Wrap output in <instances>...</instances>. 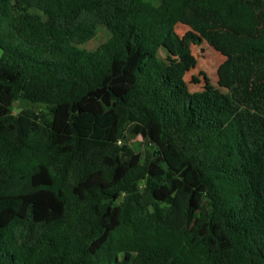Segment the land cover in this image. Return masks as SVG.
I'll return each instance as SVG.
<instances>
[{"label": "trees", "instance_id": "trees-1", "mask_svg": "<svg viewBox=\"0 0 264 264\" xmlns=\"http://www.w3.org/2000/svg\"><path fill=\"white\" fill-rule=\"evenodd\" d=\"M177 24L228 91L169 72ZM0 264H264V0H0Z\"/></svg>", "mask_w": 264, "mask_h": 264}, {"label": "rangeland", "instance_id": "rangeland-1", "mask_svg": "<svg viewBox=\"0 0 264 264\" xmlns=\"http://www.w3.org/2000/svg\"><path fill=\"white\" fill-rule=\"evenodd\" d=\"M174 33L183 46L188 49V53L184 56L177 55L171 37H168L160 47L158 57L165 62L169 72L173 76L181 78L190 92L228 91L232 75L230 54L217 43H208L202 40L186 25L177 24L174 27ZM109 36L108 31L103 26H99L95 37L78 47L86 51H94ZM128 145L135 153L141 155L150 148L146 145L143 134L128 140Z\"/></svg>", "mask_w": 264, "mask_h": 264}]
</instances>
